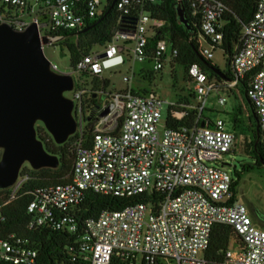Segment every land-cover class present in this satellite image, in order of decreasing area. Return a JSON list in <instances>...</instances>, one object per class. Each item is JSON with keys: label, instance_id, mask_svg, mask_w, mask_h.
<instances>
[{"label": "built area", "instance_id": "built-area-1", "mask_svg": "<svg viewBox=\"0 0 264 264\" xmlns=\"http://www.w3.org/2000/svg\"><path fill=\"white\" fill-rule=\"evenodd\" d=\"M187 1L192 18L200 21L205 44L195 36L194 42L205 59L213 60L224 39V6L215 0ZM152 3L155 0H117L119 23L124 26L105 47L83 56L65 71L47 58L46 48L76 39L102 14L106 0H0V23L17 31L35 23L41 40L46 37L49 41L42 42V48L52 71L72 75L75 81L69 93L78 123L74 135L79 139L74 144L72 180L26 193L32 196L26 206V228L69 236L66 257L54 264H264V230L255 226L239 192L232 191V174L221 166L225 156L234 153L236 137L222 119L197 126L212 92L223 93L219 104L225 105L223 89L230 88L240 96L238 88L249 77L246 95L264 133V0H259L253 20L243 26L240 45L230 62L233 81L223 86L210 80L200 66L189 68L199 104L194 109L199 114L194 126L180 128L167 127L165 117L170 113L181 120L185 112L178 108H189L165 101L156 93H134V73L124 77L129 87L123 91L84 87V79L103 81L106 71L130 61L148 62L149 55L155 71H161L168 59L177 58L178 51L166 41L158 42L152 54L148 50L150 29L162 25L147 10ZM129 16H136L134 22ZM101 54L106 57L99 58ZM92 95L93 99L109 98L103 109L109 105L112 111L105 118L93 119L87 113L93 106L89 105ZM88 123L95 129L90 144L83 137ZM22 170L7 189L8 201L0 207V264H42L28 239L6 233L4 208L19 198L30 177ZM88 192L139 200L122 210L88 217L83 209ZM218 225L232 228L241 243L232 244L223 259L214 262L205 254Z\"/></svg>", "mask_w": 264, "mask_h": 264}, {"label": "trees", "instance_id": "trees-1", "mask_svg": "<svg viewBox=\"0 0 264 264\" xmlns=\"http://www.w3.org/2000/svg\"><path fill=\"white\" fill-rule=\"evenodd\" d=\"M223 4L224 14L222 16L223 21V34L224 39L222 49L227 57L226 69L222 70L225 73L226 78L233 81L235 78L231 70V59L235 55L240 45V38L243 31V26L250 23L257 10L259 0H215ZM114 0H106L105 8L102 14L93 23H88V26L97 23L109 10ZM178 0H155V3L149 4L147 7L148 12L151 15L152 20L161 22L160 27H152L150 29V37L148 39V50L152 54L156 48L158 42L166 41L171 48L178 51L177 58L172 61V66L181 65L190 83H193L191 77H189L188 70L193 65L200 66L207 74L210 80H215L219 84H223L226 81L222 80L218 75L212 72L206 65H204L196 55L195 49L199 51V47L195 42L191 41V35L188 34L186 29L178 23L176 5ZM184 5L187 10V16L195 30V37L198 39L202 36L200 21L192 18L188 1L184 0ZM136 16H129L131 22H134ZM120 16L117 12V6L115 4L112 11L94 28L79 35L76 39H70L60 45L62 52H68L70 64L76 65L83 56L90 55L95 49L105 47L111 42L114 34L120 30L124 25L119 23ZM68 35L75 36V33ZM152 55H149L148 62H152ZM204 58V57H203ZM206 64L213 65L212 60L205 59ZM216 68L218 66L213 65ZM220 69V68H219ZM142 73H145L142 71ZM148 74V73H147ZM151 74V73H150ZM152 76V75H151ZM250 79L246 77L242 81L243 94L246 96L249 90ZM109 80L104 79L99 81L94 78L91 81L93 88L102 87L104 90L110 88ZM187 98H181L179 104H184L186 108L179 107L178 110L185 112V117L181 120L173 119L168 113L166 119V126L169 128H180L182 126L192 127L196 124L198 118V110L196 105L191 103V99L197 101L195 90H189ZM230 93L235 96L236 100H239L235 91L230 89ZM133 92L140 95L141 91ZM227 94V92L223 91ZM92 98L89 101V105L95 106L96 100ZM184 102V103H183ZM246 104L250 109L252 115L247 119L244 115L241 105L233 108L229 113V130L234 133L235 137H242L241 150L242 154L249 157L252 160L250 164H244L241 171L235 169L233 173V185L232 191L236 195L238 193V187L245 174L248 172L264 167V144L262 140L264 133L261 131L262 138L257 142L256 125L258 121V115L248 97H246ZM197 105L198 101H197ZM203 118V119H202ZM122 118L118 121L117 132H120V126L122 124ZM213 120L204 116V113L197 123L198 127L209 126ZM255 128L252 130L250 127ZM95 129L86 125L83 137L86 144H90V140ZM253 134V136L251 135ZM38 139L42 141L46 151L50 154L56 155L59 158L60 164L56 169L44 168L40 170H33L32 168H23L22 172H29L30 177L23 186V190L19 198L5 208V214L8 222L6 224V233H16L17 236L25 237L29 240L31 245L39 252L42 264H54L57 260L63 259L65 256V244L68 235H63L50 229H41L38 231H28L26 224L28 222V216L26 214V206L32 199L31 195L26 193L33 192L37 189L44 188L48 185H59L69 183L72 180L71 172L74 162V144L79 139L78 134L69 138V140L63 145H57L52 136L46 131L44 125H40L37 128ZM2 157V150H0V159ZM9 190H0V207L8 201ZM135 199H120L113 196H104L95 194L93 192L86 193V200L83 209L87 211L88 217H96L103 211H115L122 210L125 207L133 204ZM3 233L2 235L6 234ZM240 244V238L236 232L223 225H218L213 229L211 236V243L206 251V258L214 262H220L223 259L227 250L232 247V244Z\"/></svg>", "mask_w": 264, "mask_h": 264}, {"label": "water", "instance_id": "water-1", "mask_svg": "<svg viewBox=\"0 0 264 264\" xmlns=\"http://www.w3.org/2000/svg\"><path fill=\"white\" fill-rule=\"evenodd\" d=\"M116 1L97 23L87 26L78 35L99 24L112 11ZM176 13L178 23L189 35L195 36L184 0H178ZM42 42L49 41L46 37L41 40L35 23L23 31L0 23V190H7L17 182L26 163L33 170L59 167L58 156L48 153L38 139L37 123L44 125L57 145L65 144L78 129L75 103L65 96L74 89V77L52 71ZM195 52L212 72L231 82L221 69L206 64L201 53L196 49ZM104 57L106 54L99 56ZM256 133L259 142L262 138L259 121Z\"/></svg>", "mask_w": 264, "mask_h": 264}, {"label": "rangeland", "instance_id": "rangeland-1", "mask_svg": "<svg viewBox=\"0 0 264 264\" xmlns=\"http://www.w3.org/2000/svg\"><path fill=\"white\" fill-rule=\"evenodd\" d=\"M96 51H99V49H96ZM45 54L47 58L56 63L61 70H69V54L67 51L62 52L60 46L55 48L47 47ZM226 58L227 57L222 49L216 50L214 52L212 63L213 65L218 66L221 70H225L227 64ZM142 71L148 73L147 77H143ZM131 73L135 74L134 82L131 86L133 89L136 91L141 89L143 93L152 91L156 92L163 100L168 102H181V98L190 93L189 90H194V83H190L184 68L181 65L172 66L171 59L166 61L164 68L161 71H155L154 63L152 62L141 63L130 61L124 66L106 71L103 74V78L109 80L111 84L109 91L119 92L126 90L129 87V85L124 82V77ZM84 80L86 81L84 87L89 88L92 79ZM238 89L240 91V96H238L239 100H236L235 96L230 93V88L223 89L227 92V103L225 105L219 104V98L223 93L212 92L207 99L204 116L211 120H224L229 129V113L232 112L233 108L241 105L245 117L249 119L252 113L246 104V96L242 92V85H240ZM65 96L71 98L72 94L65 93ZM191 103L197 106V101H194V99H192ZM111 111L112 107L108 105L100 111L99 116L105 118ZM40 125H42V123H37L36 128ZM87 125L93 128L92 123H88ZM251 135L253 136L252 133ZM241 143L242 137L237 136L234 153L227 154L224 161L225 165H221L222 167H225L232 176L235 169L241 171L244 164L252 163V160L249 157L242 154ZM24 167L28 169L31 168L28 163L23 165L22 168ZM238 192L239 198L248 208L255 226L264 230V167L260 170L259 168H256L245 174L238 187Z\"/></svg>", "mask_w": 264, "mask_h": 264}, {"label": "flooded vegetation", "instance_id": "flooded-vegetation-1", "mask_svg": "<svg viewBox=\"0 0 264 264\" xmlns=\"http://www.w3.org/2000/svg\"><path fill=\"white\" fill-rule=\"evenodd\" d=\"M94 100H96L95 106H90L87 113L90 112V118L96 119L99 116L100 111H102L103 107L109 103V98L106 95H101L94 98Z\"/></svg>", "mask_w": 264, "mask_h": 264}, {"label": "crops", "instance_id": "crops-1", "mask_svg": "<svg viewBox=\"0 0 264 264\" xmlns=\"http://www.w3.org/2000/svg\"><path fill=\"white\" fill-rule=\"evenodd\" d=\"M200 38V40H202L203 39V37L202 36H200L199 37ZM191 41L192 42H194L195 41V39H194V37L192 36L191 37ZM202 43L203 44H205V42L202 40ZM142 75H143V77H147V73L145 74V73H142ZM143 90H144V88H143ZM147 90V89H146ZM140 91H141V93H139V91H138V93L140 94V95H147V94H149V93H156V92H147V93H143V91L140 89ZM148 91V90H147ZM157 94V93H156ZM159 96V95H158ZM184 98H187L188 97V95H185V96H183ZM191 101H192V99H191ZM195 101V100H194ZM178 102V101H177ZM184 103V102H183ZM183 105V104H182ZM194 105V104H193ZM217 120V119H216ZM214 121V120H213Z\"/></svg>", "mask_w": 264, "mask_h": 264}]
</instances>
